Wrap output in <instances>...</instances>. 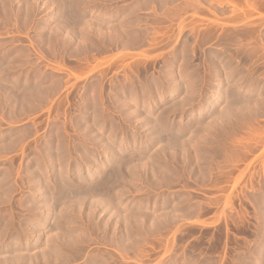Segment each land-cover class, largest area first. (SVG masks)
<instances>
[{
    "label": "rangeland",
    "instance_id": "obj_1",
    "mask_svg": "<svg viewBox=\"0 0 264 264\" xmlns=\"http://www.w3.org/2000/svg\"><path fill=\"white\" fill-rule=\"evenodd\" d=\"M60 1L0 0V264H264V0Z\"/></svg>",
    "mask_w": 264,
    "mask_h": 264
},
{
    "label": "bare ground",
    "instance_id": "obj_2",
    "mask_svg": "<svg viewBox=\"0 0 264 264\" xmlns=\"http://www.w3.org/2000/svg\"><path fill=\"white\" fill-rule=\"evenodd\" d=\"M54 1H55V0H54ZM59 1H60V0H59ZM62 1H63V0H62ZM3 2H5V1H3ZM60 2H61V1H60ZM63 2H64V1H63ZM54 3H55V2H54ZM252 3H253V2H252ZM4 5H5V3H4ZM47 5H49V4H47ZM56 5H57V4H56ZM63 5H64V4H63ZM51 6H52V5H51ZM2 7H3V6H2ZM53 7H54V6H53ZM5 8H6V7H5ZM3 9H4V8H3ZM34 9H35V8H34ZM0 10H1V9H0ZM18 10H19V9H18ZM2 11H3V10H2ZM6 11H7V10H6ZM0 12H1V11H0ZM9 12H10V11H9ZM7 13H8V12H7ZM18 13H19V12H18ZM0 14H1V13H0ZM9 14H10V13H9ZM7 15H8V14H7ZM69 15H70V14H69ZM15 16H16V15H15ZM20 16H21V15H20ZM30 16H31V15H30ZM9 17H10V15H9ZM12 17H13V16H12ZM73 17H74V16H73ZM14 18H15V17H14ZM24 18H25V17H24ZM0 19H1V18H0ZM9 19H10V18H9ZM17 19H18V18H17ZM28 19H29V18H28ZM66 19H67V17H66ZM58 22H59V21H58ZM75 22H76V21H75ZM79 22H80V21H79ZM63 23H64V22H63ZM72 23H73V22H72ZM72 23H71V24H72ZM1 25H2V24H1ZM62 25H63V24H62ZM84 25H85V24H84ZM58 27H59V25H58ZM67 27H68V26H67ZM80 27H81V26H80ZM71 28H73V27L71 26ZM78 28H79V27H78ZM82 28H83V27H82ZM40 29H41V28H40ZM74 29H75V28H74ZM80 29H81V28H80ZM43 30H44V29H43ZM43 30H42V31H43ZM75 30H76V29H75ZM77 30H78V29H77ZM78 31H79V30H78ZM83 32H84V31H83ZM83 32H82V33H83ZM73 33H74V32H73ZM64 34H65V33H64ZM67 34H68V33H67ZM69 36H70V34H69ZM76 36H77V35H76ZM66 37H67V36H66ZM44 40H45V39H44ZM66 40H67V39H66ZM81 43H82V42H81ZM83 43H84V42H83ZM0 44H1V43H0ZM4 44H5V42H4ZM6 44H7V43H6ZM66 47H67V46H66ZM73 49H74V48H73ZM78 50H79V49H78ZM73 51H74V50H73ZM20 53H21V52H20ZM24 55H25V54H24ZM16 56H17V55H16ZM12 57H13V56H12ZM20 57H21V56H20ZM120 57H121V56H120ZM122 57H124V56H122ZM35 59H36V58H35ZM108 60H109V59H108ZM28 62H29V61H28ZM28 62H27V63H28ZM107 62H108V61H107ZM99 63H102V62H99ZM38 64H39V63H38ZM6 65H7V64H6ZM14 65H15V64H14ZM20 65H21V64H20ZM29 65H30V64H29ZM39 65H40V64H39ZM54 65H55V64H54ZM17 66H19V65H17ZM24 66H25V65H24ZM31 66H32V65H31ZM33 66H34V65H33ZM7 67H8V66H7ZM14 67H15V66H14ZM43 67H44V66H43ZM17 68H18V67H17ZM39 68H40V67H39ZM0 71H1V70H0ZM2 71H3V70H2ZM2 71H1V72H2ZM55 71H56V70H55ZM4 72H5V71H4ZM4 72H3V73H4ZM6 73H7V72H6ZM24 73H25V72H24ZM40 73H41V72H40ZM26 74H27V73H26ZM0 77H1V76H0ZM14 77H15V76H14ZM40 77H41V76H40ZM6 84H7V83H6ZM1 86H2V85L0 84V87H1ZM3 86H4V85H3ZM3 86H2V87H3ZM3 88H4V87H3ZM0 90H1V89H0ZM40 90H42V89H40ZM10 91H11V90H10ZM0 92H1V91H0ZM7 93H8V92H7ZM41 93H42V92H41ZM1 94H2V93H1ZM15 94H16V93H15ZM9 95H10V94H9ZM0 96H1V95H0ZM4 98H5V97H4ZM35 99H36V98H35ZM122 100H123V99H122ZM0 101H1V100H0ZM126 103H127V102H126ZM215 107H216V106H215ZM252 127H253V126H252ZM151 132H152V131H151ZM244 142H245V141H244ZM178 143H179V142H178ZM171 144H173V142H172ZM174 144H176V143H174ZM177 145H178V144H177ZM171 146H172V145H171ZM178 146H180V145H178ZM175 147H176V146H175ZM5 148H6V147H5ZM8 148H9V147H8ZM20 148H21V147H20ZM172 148H174V147H172ZM176 148H177V147H176ZM102 149H103V148H102ZM169 149H170V148H169ZM169 149H168V150H169ZM171 151H173V150H171ZM177 151H178V150H177ZM174 153H175V152H174ZM170 154H171V153H170ZM176 154H177V153H176ZM238 154H239V153H238ZM174 155H175V154H174ZM173 157H174V156H173ZM97 167H98V166H97ZM90 168H91V167H90ZM88 169H89V168H88ZM127 169H128V168H127ZM93 170H94V169H93ZM103 171H104V170H103ZM182 173H183V172H182ZM189 173H190V172H189ZM116 174H117V173H116ZM180 174H181V173H180ZM91 175H92V174H91ZM114 175H115V174H114ZM174 175H175V174H174ZM116 176H117V175H116ZM177 176H178V175H177ZM114 177H115V176H114ZM174 177H175V176H174ZM104 179H105V178H104ZM106 179H107V178H106ZM174 180H175V178H174ZM177 180H178V179H177ZM105 181H106V180H105ZM105 181H104V183H105ZM83 183H84V182H83ZM104 183H103V184H104ZM106 184H109V183L106 182ZM96 186H97V185H96ZM104 186H105V185H102V184H101V185L99 186V189H98L97 187H95L96 189H98V191H97V192L95 191V192H96L97 194L101 193L102 190L105 188ZM108 186H109V185H108ZM111 186H112V185H111ZM111 186H109V187H111ZM106 187H107V186H106ZM88 188H89V185H88ZM93 188H94V186H93ZM94 190H95V189H94ZM106 190H107V189H106ZM106 190H105V191H106ZM79 191H80V190H79ZM84 191H85V190H84ZM87 191H88V190H87ZM105 191H104V192H105ZM107 191H108V190H107ZM38 192H39V191H38ZM89 192H90V191H89ZM110 192H112V191H110ZM114 192H115V191H114ZM120 192H121V191H120ZM120 192H118V194H119ZM105 193H107V192H105ZM108 193H109V192H108ZM124 193H125V192H124ZM77 194H78V193H77ZM83 194H84V193H83ZM83 194H81V195H83ZM90 194H91V193H90ZM92 194H93V193H92ZM97 194H96V196H97ZM115 194H116V192H115ZM120 194H123V193L121 192ZM73 195H74V194H73ZM73 195H72V196H73ZM85 195H87V194H85ZM102 195H103V194H102ZM105 195H106V194H105ZM105 195H103V196L105 197ZM110 195H111V194H110ZM110 195H109V196H110ZM116 195H117V194H116ZM87 196H89V195H87ZM119 196H120V195H119ZM121 196H122V195H121ZM76 197H77V196H76ZM78 197H79V196H78ZM81 197H82V196H81ZM84 197H85V196H84ZM84 197H82V200H83ZM97 197H98V196H97ZM99 197H101V196H99ZM104 197L101 198L102 201H103ZM116 197H117V196H116ZM157 197H158V196H157ZM74 198H75V197H74ZM89 198H90V197H89ZM92 198H94L93 195H92ZM92 198H90V200H91ZM95 198H96V197H95ZM95 198H94V199H95ZM109 198H110V197L106 198V200L109 199ZM117 198H118V197H117ZM162 198H163V197H162ZM77 199H78V198H77ZM84 199H85V198H84ZM86 199H87V198H86ZM96 199H97V198H96ZM98 199H99V198H98ZM111 199H113V198H111ZM111 199H109V200H111ZM114 199H115V197H114ZM119 199H120V198H119ZM119 199H118V200H119ZM148 199H149V198H148ZM82 200H81V201H82ZM88 200H89V199H88ZM90 200H89V201H90ZM92 200H93V199H92ZM115 200H116V199H115ZM77 201H78V200H77ZM79 201H80V199H79ZM100 201H101V200H100ZM100 201H99V202H100ZM90 202H91V201H90ZM92 202H93V201H92ZM92 202H91V204H92ZM94 202H95V201H94ZM106 202H107V201H106ZM111 202H112V201H111ZM163 202H164V201H163ZM81 203H82V202H81ZM107 203H108V202H107ZM114 203H116V201H115ZM114 203H113V205H114ZM95 204H96V203H95ZM95 204H93V205H95ZM108 204H111V203L109 202ZM118 204H119V206L121 207L122 204L120 205L119 201H118L117 205H118ZM102 205H103V204H102ZM104 205L106 206V203H104ZM97 206L100 208L101 203H100V206H99V205H96L95 208H97ZM102 207H103V206H102ZM106 207H109V206H106ZM111 207H112V206H111ZM111 207H110V208H111ZM113 207H114V206H113ZM113 207H112V209L114 210L115 208H113ZM122 207H123V206H122ZM117 208H118V207H117ZM89 209H90V208H89ZM103 209H104V208H103ZM108 209H109V208H108ZM119 209L121 210V208H119ZM106 211H107V210H106ZM109 212H110V211H109ZM112 212H113V211H112ZM117 212H119V210H118ZM163 212H164V211H163ZM168 212H169V211H168ZM102 213H103V212H102ZM110 213H111V212H110ZM110 213H109V214H110ZM113 213H114V212H113ZM124 213H125V211H124ZM131 213H132V212H131ZM145 213H146V212H145ZM120 214H121V213H120ZM127 214H128V213H127ZM133 214H134V213H133ZM172 214H173V213H172ZM117 215H118V214H116V216H117ZM121 215H122V214H121ZM128 215H129V214H128ZM128 215H127V216H128ZM130 215H131V214H130ZM134 215H135V214H134ZM136 215H137V214H136ZM138 215H139V214H138ZM146 215H147V214H146ZM175 215H176V214H175ZM110 216H112V215H110ZM113 216H114V215H113ZM118 216H119V215H118ZM131 216H132V215H131ZM149 216H150V215H149ZM173 216H174V215H173ZM123 218H124V217H123ZM128 218H129V216H128ZM145 218H146V217H145ZM173 218H174V217H173ZM19 231H20V229H19ZM20 248H21V247H20ZM20 251H21V250H20ZM19 253H20V252H19ZM16 254H18V252H16ZM16 254H15V255H16ZM21 254H22V253H20V255H21ZM13 256H14V255H12V257H13ZM17 257H18V256L16 255V258H17ZM22 257L24 258L25 256H22V255H21V258H22ZM14 258H15V257H14ZM19 258H20V257H19ZM25 258H26V257H25ZM24 260H25V259H24ZM24 260H23V261H24ZM13 261H15V260H13ZM17 261H19V259H18ZM17 261H16V263H17ZM21 261H22V260H21ZM21 261H19V262H21ZM23 261H22V262H23ZM6 262H7V261H6ZM25 262H26V260H25ZM10 263H11V262H10ZM1 264H2V263H1ZM13 264H14V263H13ZM22 264H23V263H22ZM25 264H26V263H25Z\"/></svg>",
    "mask_w": 264,
    "mask_h": 264
}]
</instances>
